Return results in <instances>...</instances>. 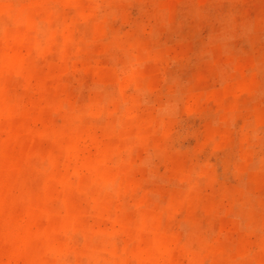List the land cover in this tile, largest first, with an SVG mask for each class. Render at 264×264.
Listing matches in <instances>:
<instances>
[{
  "label": "rangeland",
  "instance_id": "374dc122",
  "mask_svg": "<svg viewBox=\"0 0 264 264\" xmlns=\"http://www.w3.org/2000/svg\"><path fill=\"white\" fill-rule=\"evenodd\" d=\"M0 264H264V0H0Z\"/></svg>",
  "mask_w": 264,
  "mask_h": 264
}]
</instances>
